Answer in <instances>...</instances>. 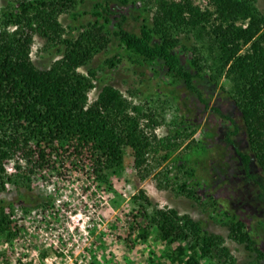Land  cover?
<instances>
[{"label": "trees", "instance_id": "1", "mask_svg": "<svg viewBox=\"0 0 264 264\" xmlns=\"http://www.w3.org/2000/svg\"><path fill=\"white\" fill-rule=\"evenodd\" d=\"M111 1L103 0L95 8L107 15L114 14ZM257 1L211 0L212 9L203 10L190 0H156L152 25L144 22L140 32L133 33L119 22L114 36L127 53L167 69L207 107L195 80L205 79L210 72V80L215 84L223 77L229 81V87L223 90L241 112L251 150V154L239 151L243 173L257 186V198L264 201V15ZM78 5L79 0H18L4 13L0 23V193L13 181L5 162L19 153L28 167L41 166L54 153H72L87 160L98 174L121 169L125 145L134 150L139 162L159 151L165 152L162 159L168 161L180 146L170 139L151 141L142 127L143 107L135 105L114 86L103 87L97 100L90 103L89 93L96 87V76L79 70L108 48L111 21L105 18V23L90 24L77 39L66 37L60 16L74 12ZM96 15L103 16L100 12ZM185 31L194 32L201 43L192 48L194 57L188 64L177 51L178 35ZM36 35L49 46L65 48L64 55L49 69H38L31 59ZM118 61L111 65L117 66ZM215 110L221 114L219 109ZM150 121L158 125L156 116L152 115ZM228 140L233 144L230 137ZM195 148L198 150L194 152ZM193 149L181 159L192 161L208 152L200 143ZM253 161L260 166V174L252 171ZM16 168L23 170L21 164ZM185 173L187 178L177 180L174 190L188 199L201 201V181L197 180L195 170ZM17 177L30 181L29 176L20 173L14 176ZM133 199L134 209L146 223L140 225L139 237L147 240L155 230L156 239L166 244L165 257L173 264H205V260L238 264L225 238L211 232L201 221L174 208H160L150 202L144 191ZM14 204L0 200V241L9 242L12 237L13 215L9 210ZM226 217L229 238L237 243L245 238L248 250L260 255L255 264H264V252L253 237L264 230V221L249 228L236 216ZM175 244L185 247L176 251Z\"/></svg>", "mask_w": 264, "mask_h": 264}, {"label": "rangeland", "instance_id": "2", "mask_svg": "<svg viewBox=\"0 0 264 264\" xmlns=\"http://www.w3.org/2000/svg\"><path fill=\"white\" fill-rule=\"evenodd\" d=\"M17 1L0 0V23ZM131 1L132 5H127L122 0H112L114 14L107 15L95 8L103 0H79L77 9L61 15L60 21L65 36L72 39H77L90 24L105 23V18L111 21L108 48L79 70L96 76V87L89 93L90 103L97 100L103 87L114 86L143 107L142 127L151 141L170 139L180 146L168 161L162 159L165 152L159 151L139 162L134 150L125 145L124 162L115 173L96 174L87 160L63 152L48 155L41 166L28 167L22 153L6 161L4 167L13 181L0 193V200L15 204L9 210L13 215L12 237L9 242L0 241V264H173L165 257L166 244L156 239L155 230L147 240L139 237L140 225L146 223L134 209L133 198L141 191L160 208L177 209L225 238L238 264H255L260 256L248 250L245 238L239 243L229 238L226 216H236L249 228L264 221V201L257 198V186L243 173L239 151L251 154V150L241 112L223 90L229 87V81L223 77L215 84L210 72L205 79L195 80L207 107L167 69L127 53L114 36L115 25L123 22L125 29L139 33L144 22L154 23L156 5V0ZM190 1L203 10L212 9L211 0ZM257 7L264 15V0H258ZM178 41L177 51L188 64L194 57L192 48L201 43L194 32L187 31L178 35ZM64 53V47L49 46L45 39L34 37L31 59L38 69H49ZM116 61L117 66H112ZM152 115L158 125L150 121ZM199 143L207 148L206 155L183 161L181 158ZM18 164L23 170H17ZM182 164L186 167L181 168ZM191 169L201 181L198 202L173 188L177 180L187 178L185 172ZM252 171L262 172L255 161ZM17 173L29 176L30 181L15 179ZM253 237L264 252V230ZM181 247L185 244L173 246L176 251ZM204 263L215 264L209 260Z\"/></svg>", "mask_w": 264, "mask_h": 264}]
</instances>
